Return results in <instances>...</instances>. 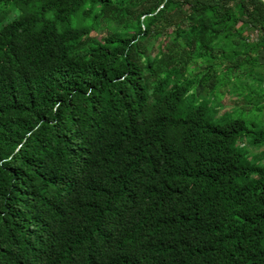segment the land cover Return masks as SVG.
Returning <instances> with one entry per match:
<instances>
[{
  "label": "trees",
  "instance_id": "trees-1",
  "mask_svg": "<svg viewBox=\"0 0 264 264\" xmlns=\"http://www.w3.org/2000/svg\"><path fill=\"white\" fill-rule=\"evenodd\" d=\"M263 20L0 0V264H264Z\"/></svg>",
  "mask_w": 264,
  "mask_h": 264
},
{
  "label": "rangeland",
  "instance_id": "rangeland-1",
  "mask_svg": "<svg viewBox=\"0 0 264 264\" xmlns=\"http://www.w3.org/2000/svg\"><path fill=\"white\" fill-rule=\"evenodd\" d=\"M90 35L94 36V37L103 36L104 35V29L100 28L99 31L98 30L92 31ZM260 59L264 60V54L261 55Z\"/></svg>",
  "mask_w": 264,
  "mask_h": 264
},
{
  "label": "water",
  "instance_id": "water-1",
  "mask_svg": "<svg viewBox=\"0 0 264 264\" xmlns=\"http://www.w3.org/2000/svg\"><path fill=\"white\" fill-rule=\"evenodd\" d=\"M261 1L264 2V0H261ZM262 25H263V29H264V20H263V24Z\"/></svg>",
  "mask_w": 264,
  "mask_h": 264
}]
</instances>
